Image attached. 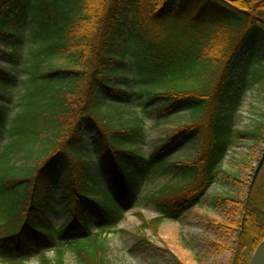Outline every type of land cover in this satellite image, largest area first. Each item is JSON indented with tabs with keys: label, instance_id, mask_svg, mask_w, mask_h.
Segmentation results:
<instances>
[{
	"label": "trees",
	"instance_id": "1",
	"mask_svg": "<svg viewBox=\"0 0 264 264\" xmlns=\"http://www.w3.org/2000/svg\"><path fill=\"white\" fill-rule=\"evenodd\" d=\"M262 50L264 0H0V56L8 62L0 63V253L10 264H25L32 252L40 264H66L70 250L85 264H106L110 223L123 208L116 199H131L154 161L124 148L145 126L136 113L117 117L128 111V95L161 99L158 121L190 106L187 124L157 153L189 133L199 144L196 159L181 163L195 180L154 196L161 216L138 214L142 230L157 232L187 213L220 178L240 184L222 165L246 135L235 123L248 81L264 83ZM91 147L99 152L86 153ZM97 177L110 182L104 201ZM217 202L241 208L238 223L219 226H239L230 264H250L264 242V164L245 201Z\"/></svg>",
	"mask_w": 264,
	"mask_h": 264
},
{
	"label": "rangeland",
	"instance_id": "2",
	"mask_svg": "<svg viewBox=\"0 0 264 264\" xmlns=\"http://www.w3.org/2000/svg\"><path fill=\"white\" fill-rule=\"evenodd\" d=\"M259 57L264 59V50L259 52ZM0 63L8 64L3 56H0ZM262 64L264 65V60ZM254 67L252 65L249 68V75ZM237 72L245 73L242 68ZM137 85L142 93L140 85ZM241 88L242 86H238L237 90ZM237 90L231 91L230 96ZM18 97L15 94L14 101H18ZM242 97L235 128L246 135L236 140L222 165V169L235 176L240 184L222 178L216 180L195 207L181 216L165 219L157 232L151 229L142 230V222L137 215L141 214L147 221L160 217L159 206L152 198L162 190L183 187L195 180L193 172L181 163H191L196 159L199 151L196 134L183 135L166 152L157 153L176 128L187 124L190 106L178 105L173 114L158 121L156 107L161 99L147 102L144 96L135 99L130 95L121 99L128 104V111L119 110L116 116H121L120 119L124 121L130 114L136 113L145 123L142 139L128 137L124 148L135 149L144 159L154 161L149 163L134 196L123 206L122 201L116 199V203L123 208L120 215L110 223L111 233L106 237V264L231 263L240 228L235 226L229 230L222 229L219 224L230 226L232 222L238 223L242 217L241 208L217 202V199L245 201L249 185L255 181V174L264 153V133L260 134L258 131L254 136L258 127L264 126V83L251 85L248 81ZM117 101H120V97L114 98V102ZM85 152L95 155L99 150L91 147L86 148ZM13 163L18 167L24 164L23 161L15 159ZM96 181L98 192L101 193L96 199L104 201V191L110 189V182L108 178L100 182V177ZM88 185L92 186V183ZM61 192L62 189L59 188L57 193ZM59 220L63 221L64 218L60 217ZM56 241L57 244L64 242L61 237L56 238ZM54 249V246L43 243L42 252L47 256L54 258ZM39 254L32 252L24 257L25 264H40ZM8 261V254L0 253V264H10ZM65 262L85 264L70 250L65 253Z\"/></svg>",
	"mask_w": 264,
	"mask_h": 264
},
{
	"label": "water",
	"instance_id": "3",
	"mask_svg": "<svg viewBox=\"0 0 264 264\" xmlns=\"http://www.w3.org/2000/svg\"><path fill=\"white\" fill-rule=\"evenodd\" d=\"M264 164V153H263V157L261 159V162L259 164V167L256 171L255 174V178L257 177V175L259 174L262 166ZM250 264H264V242L260 245V247L257 249L256 253L254 254Z\"/></svg>",
	"mask_w": 264,
	"mask_h": 264
}]
</instances>
